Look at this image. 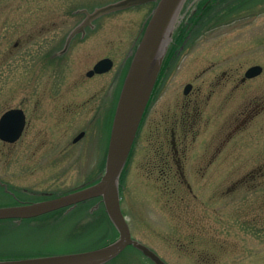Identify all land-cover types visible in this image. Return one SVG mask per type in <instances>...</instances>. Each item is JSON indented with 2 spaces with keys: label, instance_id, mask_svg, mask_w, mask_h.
Segmentation results:
<instances>
[{
  "label": "rangeland",
  "instance_id": "374dc122",
  "mask_svg": "<svg viewBox=\"0 0 264 264\" xmlns=\"http://www.w3.org/2000/svg\"><path fill=\"white\" fill-rule=\"evenodd\" d=\"M116 1L0 0V115H26L17 141L0 140V206L101 176L123 80L156 5L88 22L75 12ZM105 57L110 70L87 76ZM162 59L120 176L132 237L167 264H264V0H184ZM252 65L262 71L241 81ZM185 100L190 126L185 135L176 127L178 171L151 157L156 146L169 154L168 121ZM59 210L45 220H1L0 256L63 254L117 238L102 201ZM108 264L154 263L128 246Z\"/></svg>",
  "mask_w": 264,
  "mask_h": 264
},
{
  "label": "water",
  "instance_id": "95a60500",
  "mask_svg": "<svg viewBox=\"0 0 264 264\" xmlns=\"http://www.w3.org/2000/svg\"><path fill=\"white\" fill-rule=\"evenodd\" d=\"M148 1L151 0H118L106 4L88 13L86 22L109 12ZM183 2L184 0H157L152 10L119 93L107 144L104 170L99 179L88 186L52 198L0 206V220L13 219L19 222L61 208L70 210L82 201L100 197L106 214L118 233L117 238L89 250L0 259V264H106L130 245L140 250L154 264H167L155 251L132 237L130 225L121 208L119 182ZM76 30L77 28L71 35ZM112 65L113 61L110 58H102L86 72V75L106 72ZM261 70L260 65H253L247 69L245 77L256 76ZM189 88L190 85H186L184 91L187 92ZM25 123L26 117L22 108L5 110L0 115V140L8 143L17 141ZM83 134L84 132H80L73 140L77 141Z\"/></svg>",
  "mask_w": 264,
  "mask_h": 264
},
{
  "label": "flooded vegetation",
  "instance_id": "af4514ba",
  "mask_svg": "<svg viewBox=\"0 0 264 264\" xmlns=\"http://www.w3.org/2000/svg\"><path fill=\"white\" fill-rule=\"evenodd\" d=\"M145 3H152V4H155L156 3V1H148V2H145ZM145 3H143V4H145ZM137 5H141V4H137ZM134 6H136V5H132V6H130V7H134ZM129 8V7H128ZM75 12L76 13H81V15H83V20H82V22H84V20L86 19V17L88 16V13H91V12H93V10H90V9H85V8H80V9H77V10H75ZM96 20V19H95ZM81 22V23H82ZM162 66H163V64H162ZM162 69V68H161ZM160 73H161V71H160ZM160 73H159V75H160ZM246 78L245 77H242L241 78V81H244ZM158 81H159V77H158V79H157V82H156V86H155V88H154V90H153V93L155 94L156 93V88H157V84H158ZM187 84H190V88H189V90L187 91V92H185L184 90L185 89H183V93H184V95H189V93H191V89H192V84L191 83H187ZM186 86V85H185ZM153 94V95H154ZM188 105H190V100H185V101H183V103L181 104V113H179L178 114V116H176L175 117V119L172 117V121H168V123H169V135H168V138H167V143H168V146H169V149H170V151H169V154H167V156L165 155V153L162 151V148L160 147V146H156L155 148H154V151H152V157L151 158H153V159H161V161H162V163H163V159H165V158H167V159H169V160H167L166 162H167V165H169V166H172V164L171 163H169L170 162V160H172V163H174V165H175V167H176V170H178V171H180L181 170V161H180V151H179V148H178V144H179V139H178V133H177V128L176 127H178V125H180L179 127L182 129V131H184V135H185V129L186 130H188L189 129V122L190 121H188V119L186 118L187 117V115H186V108L188 107ZM180 107V106H179ZM147 109L148 108H146L145 109V112H144V114H143V117H142V120H141V123H140V125H139V128H138V134H139V132L141 131V129H142V126H143V123H144V120H145V116H146V112H147ZM177 123H179V124H177ZM184 138V137H183ZM162 143V142H161ZM156 164H158V163H156ZM160 165H162V167H160L159 169H161V168H163L164 167V164H160ZM162 170V169H161ZM164 173L165 172H161L160 171V174H161V176L163 177V178H165L164 177ZM0 186H1V184H0ZM3 187H5V185H3ZM7 192V191H6ZM9 193V192H8ZM11 195V194H10ZM53 196H56V195H52V196H48V195H43L42 197H40V198H36V199H34V200H31V201H28V202H32V201H37V200H42V199H47V198H51V197H53ZM90 200H92V199H90ZM90 200H86V201H83V202H81V203H79V204H77V205H82L83 203H86V202H89ZM100 200L98 199L97 200V203L99 202ZM18 203H21V202H19V201H17V202H15L14 204H18ZM10 222H15V221H12V220H9ZM22 221H25V219H23V220H21V221H19L18 223H20V222H22ZM0 258H6V257H2V256H0ZM16 258V257H15Z\"/></svg>",
  "mask_w": 264,
  "mask_h": 264
},
{
  "label": "trees",
  "instance_id": "16d2710c",
  "mask_svg": "<svg viewBox=\"0 0 264 264\" xmlns=\"http://www.w3.org/2000/svg\"><path fill=\"white\" fill-rule=\"evenodd\" d=\"M204 1L206 2V1H215V0H201V2H203L204 3ZM201 5H198V8H199V10L201 9ZM95 200H98L97 198H95V199H92V200H90L89 202H93V201H95ZM88 206H90V203L89 204H87V205H85V207H88ZM103 210V209H102ZM62 210H59V212L58 211H56V212H58L57 214H59L60 212H61ZM99 212V211H98ZM54 213L55 212H52V213H50V214H48V215H44V216H41V217H38V218H41V220H45L48 216V218H50V216H52V215H54Z\"/></svg>",
  "mask_w": 264,
  "mask_h": 264
}]
</instances>
